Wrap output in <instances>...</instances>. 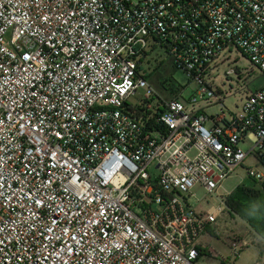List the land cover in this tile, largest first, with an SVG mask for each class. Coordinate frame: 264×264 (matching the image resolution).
<instances>
[{
  "label": "built area",
  "instance_id": "1",
  "mask_svg": "<svg viewBox=\"0 0 264 264\" xmlns=\"http://www.w3.org/2000/svg\"><path fill=\"white\" fill-rule=\"evenodd\" d=\"M159 47L187 105L141 71ZM233 50L264 75V0H0V264H197L224 195L191 188L264 147V84L226 69L233 112L214 88Z\"/></svg>",
  "mask_w": 264,
  "mask_h": 264
},
{
  "label": "rangeland",
  "instance_id": "2",
  "mask_svg": "<svg viewBox=\"0 0 264 264\" xmlns=\"http://www.w3.org/2000/svg\"><path fill=\"white\" fill-rule=\"evenodd\" d=\"M234 66L246 68L248 72L244 73V77L247 82H250V88L264 84V75H261L255 67H252L249 61L238 51L233 50L229 60L220 64L213 71L216 76L213 80L214 88L217 90L218 87L223 93L224 91L227 92L223 105L231 112L237 110L234 103L240 102L242 97L241 92H235V88L242 81L236 82L235 79H232V82H228L223 75L226 69ZM140 68L151 86L160 94L171 97L172 93L176 92L177 89L180 90L181 99L185 105H187L188 98L194 94L195 89L198 87L196 81L189 80L184 71L172 64L165 50L161 47L158 50L146 51L144 58L140 61ZM131 100L133 101L134 99L131 98ZM199 104L201 106L204 105L202 103ZM219 110L220 105L218 103L201 108V111L207 115L219 112ZM240 146L246 151L248 143H240ZM248 169L264 171V167L257 162L254 152L246 155L243 162L234 168L232 173L222 181L221 187L213 194L207 195L200 185H194L191 188L194 197L190 199V202L196 204V199H198L203 208L212 210L220 204V195L227 194L236 184L249 178ZM221 206V211L216 214L213 228H208L199 237L203 247V254L198 256L197 264H221V258L227 264H262L264 262V239L255 235L241 218L230 214L223 204ZM232 238H238L240 243L245 244L243 247H238V255L231 253L229 242ZM210 250L211 252L209 253L208 251Z\"/></svg>",
  "mask_w": 264,
  "mask_h": 264
},
{
  "label": "trees",
  "instance_id": "3",
  "mask_svg": "<svg viewBox=\"0 0 264 264\" xmlns=\"http://www.w3.org/2000/svg\"><path fill=\"white\" fill-rule=\"evenodd\" d=\"M254 156L264 167V147L254 152ZM223 205L230 214L241 218L255 235L264 239V171L258 178L249 175L247 180L236 184L224 195Z\"/></svg>",
  "mask_w": 264,
  "mask_h": 264
},
{
  "label": "crops",
  "instance_id": "4",
  "mask_svg": "<svg viewBox=\"0 0 264 264\" xmlns=\"http://www.w3.org/2000/svg\"><path fill=\"white\" fill-rule=\"evenodd\" d=\"M210 229L213 228V226L209 227Z\"/></svg>",
  "mask_w": 264,
  "mask_h": 264
}]
</instances>
